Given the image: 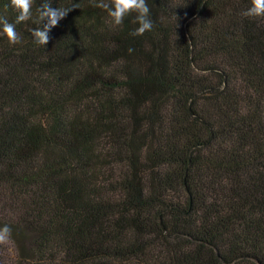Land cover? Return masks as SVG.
Here are the masks:
<instances>
[{
  "label": "trees",
  "instance_id": "trees-1",
  "mask_svg": "<svg viewBox=\"0 0 264 264\" xmlns=\"http://www.w3.org/2000/svg\"><path fill=\"white\" fill-rule=\"evenodd\" d=\"M72 2L46 47L0 36V264H264V19L147 0L132 37Z\"/></svg>",
  "mask_w": 264,
  "mask_h": 264
},
{
  "label": "clouds",
  "instance_id": "clouds-1",
  "mask_svg": "<svg viewBox=\"0 0 264 264\" xmlns=\"http://www.w3.org/2000/svg\"><path fill=\"white\" fill-rule=\"evenodd\" d=\"M79 4V3H78ZM72 2L70 7H52L51 0H41L34 8V0H9V5L14 12L13 20L0 15V36L7 39L10 44L21 42V35L17 26L30 19L36 27L30 30L33 44L46 47L49 42L50 31L58 25L72 10L78 8ZM94 6L102 9L112 26H121L125 19L132 17L131 23L136 25L129 33L132 37L143 36L153 29V20L147 0H94ZM35 13V19H33ZM242 17L250 19H264V0H250L249 6L241 13ZM129 53L133 51L128 49ZM11 228L5 224L0 226V244L10 239Z\"/></svg>",
  "mask_w": 264,
  "mask_h": 264
}]
</instances>
